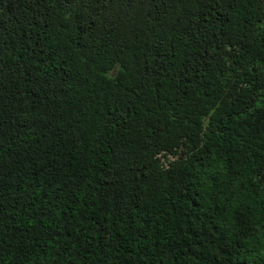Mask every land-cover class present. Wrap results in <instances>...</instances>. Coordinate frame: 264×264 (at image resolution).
Here are the masks:
<instances>
[{
	"label": "trees",
	"instance_id": "obj_1",
	"mask_svg": "<svg viewBox=\"0 0 264 264\" xmlns=\"http://www.w3.org/2000/svg\"><path fill=\"white\" fill-rule=\"evenodd\" d=\"M0 264H264V0H0Z\"/></svg>",
	"mask_w": 264,
	"mask_h": 264
}]
</instances>
